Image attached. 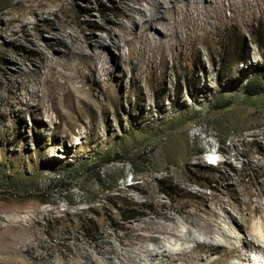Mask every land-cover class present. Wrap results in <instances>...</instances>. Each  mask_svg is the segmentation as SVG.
Wrapping results in <instances>:
<instances>
[{"label": "rangeland", "instance_id": "obj_1", "mask_svg": "<svg viewBox=\"0 0 264 264\" xmlns=\"http://www.w3.org/2000/svg\"><path fill=\"white\" fill-rule=\"evenodd\" d=\"M143 5L0 0V264L62 263L84 252L98 259L93 247L107 243L123 252L116 238H125L128 228L135 248H152L139 226L159 221L155 212L170 215L177 234L183 225L194 239L210 240L182 220L194 204L229 200L256 208L252 220L261 219L264 91L248 97L242 87L258 72L264 87V12L229 18L224 10L225 21L198 52L171 47L161 62L158 55L127 59L120 41L103 49L104 68L91 63L92 38L107 41L110 30L120 39L121 26L136 32L137 22L127 23L124 13ZM64 66L75 73L73 81L63 83L57 71ZM33 72L36 83L21 88ZM47 72L61 84L51 91L56 100L26 102L30 88L34 99L46 93ZM211 142L220 153L216 166L202 157ZM236 261L229 256L213 264Z\"/></svg>", "mask_w": 264, "mask_h": 264}, {"label": "bare ground", "instance_id": "obj_2", "mask_svg": "<svg viewBox=\"0 0 264 264\" xmlns=\"http://www.w3.org/2000/svg\"><path fill=\"white\" fill-rule=\"evenodd\" d=\"M140 1H144L145 5L141 8L139 6L128 7L127 12L124 13L127 23L134 25L137 22L136 32L123 31L121 26L120 39H114L110 30H105L107 41L100 36L92 38L94 49L86 52L91 63L94 64L97 61L100 67H103L105 61L103 49L110 44L118 47L120 41L126 46L124 56L127 59L133 53L140 59L142 57L152 59L158 55L161 62L171 47L175 49L188 47L198 52V45L211 41L213 29L216 28L218 22L225 21L222 15L224 10L230 12L229 18L249 17L255 8L259 13L264 12V0H167L166 4H161L159 0H132L133 5H140ZM224 1L227 2L226 5L223 4ZM153 34L156 37L152 38ZM76 50L79 55L83 54L81 48ZM85 59L81 61L82 67ZM55 63H57V58L49 59V69ZM90 69L95 71L94 66ZM57 73L63 79V83L76 78L75 73L73 74L65 66L64 70H59ZM51 78L53 74L50 72L45 73L41 78L43 83L48 82L46 93H42L41 98L34 99L35 93L33 88H30L31 91L24 94L25 101H34L40 106L43 98L56 100L51 91L61 84L53 82ZM36 80L35 72L27 74L20 80L19 86L26 88V83H36ZM219 154L218 149L211 142L207 145L202 157L207 165H212L218 162ZM245 195L248 197L247 194ZM236 198H238L237 194ZM216 204L209 208L194 204L190 215L182 217L183 221L190 224L201 235L209 237L210 240L194 239L191 231L185 229L183 225V233L177 234L175 231L179 224L166 212H155V217L159 218V221L146 220L139 226L140 230L149 232V242L153 245L152 248L142 246L135 248L133 242L128 239L130 235H134V229L128 228L125 238H116L123 252H119L110 243H107L106 249H101V246L97 244L93 250L94 254L99 255L98 259L84 252L81 257L74 255L71 260L62 258V263L54 261L51 264H175L176 261H180L181 264H213L220 261L222 257L229 256L243 264H264V212L261 210V219L254 222L250 213L256 208H249L246 204L240 208L229 200L227 203L218 200ZM225 204L234 211L235 215L226 209ZM177 213L180 215L179 212ZM234 227L241 235L233 231ZM211 229L214 232H211ZM210 233L213 235L209 236ZM187 242H192L193 245ZM200 252L203 256L201 259L197 256ZM107 253L114 255L106 259L104 254ZM140 253H143L146 258L138 257ZM119 256L122 258L118 259ZM86 258L87 261L84 260ZM156 259L158 262H155ZM7 262L11 264L12 260L8 259ZM22 262L20 261L19 264H23Z\"/></svg>", "mask_w": 264, "mask_h": 264}, {"label": "trees", "instance_id": "obj_3", "mask_svg": "<svg viewBox=\"0 0 264 264\" xmlns=\"http://www.w3.org/2000/svg\"><path fill=\"white\" fill-rule=\"evenodd\" d=\"M260 43L263 44L264 39ZM233 59H234V57H233ZM260 74H261V72L255 73L254 76H250L249 78H247L245 80L244 85L242 87V91H243L245 96L253 97V96L259 95L262 91H264V87H262V85L259 81ZM173 90L178 91L177 85L173 86ZM113 161H115V159ZM123 219H126V217L123 216Z\"/></svg>", "mask_w": 264, "mask_h": 264}, {"label": "clouds", "instance_id": "obj_4", "mask_svg": "<svg viewBox=\"0 0 264 264\" xmlns=\"http://www.w3.org/2000/svg\"><path fill=\"white\" fill-rule=\"evenodd\" d=\"M221 162V160L219 159L218 160V162L217 163H214V164H210L211 166H216L218 163H220ZM234 264H243V262L241 263V262H239L238 260L234 263Z\"/></svg>", "mask_w": 264, "mask_h": 264}]
</instances>
